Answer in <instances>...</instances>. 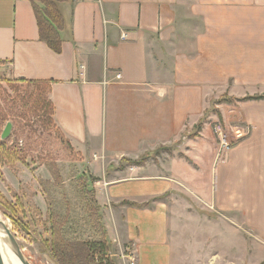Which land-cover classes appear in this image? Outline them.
I'll return each instance as SVG.
<instances>
[{
	"label": "crops",
	"instance_id": "obj_1",
	"mask_svg": "<svg viewBox=\"0 0 264 264\" xmlns=\"http://www.w3.org/2000/svg\"><path fill=\"white\" fill-rule=\"evenodd\" d=\"M57 5L61 52L41 39L31 0H0V75L52 81L55 124L98 178L108 238L130 242L135 264H179L170 207L183 199L241 217L254 247L264 245V99L220 104L225 150L204 122L223 95L264 94V0ZM165 147L175 155L110 168Z\"/></svg>",
	"mask_w": 264,
	"mask_h": 264
},
{
	"label": "rangeland",
	"instance_id": "obj_2",
	"mask_svg": "<svg viewBox=\"0 0 264 264\" xmlns=\"http://www.w3.org/2000/svg\"><path fill=\"white\" fill-rule=\"evenodd\" d=\"M12 85L22 88V83L0 75V106L7 115V122L13 124L11 134L6 139L13 149L5 154L0 152V215L32 264H59L52 255L51 244L55 214L65 216L69 207V236L82 241L98 239L88 223L76 182L82 174L91 173L85 157L75 150L55 123L26 114L25 103L17 97ZM237 100L228 95L216 99L204 122L209 123L214 131L216 123L222 120L220 104H233ZM213 114L217 117H212ZM7 122L0 126V139ZM203 123L200 128L196 127V134ZM215 137L217 139L216 134ZM163 152L172 156L176 149L165 147L147 160L146 154L139 159L124 157L110 168H125L133 165L131 161L157 160ZM93 185L94 182L90 187ZM171 202L170 209H176V214L171 216L177 221L176 230L171 228L172 235L176 243L182 245L179 264H264V245L254 247V233L246 230L242 223L237 225L241 217L234 214L222 216L215 211H209L210 214L206 215V209H201L194 202L186 207L183 199ZM227 218L229 224L231 221L234 223L233 231H228L222 224ZM103 222L106 228L104 216ZM107 239V254L115 264H129L126 259L132 248L130 242L120 244L116 234L108 238V230ZM222 241L230 246H223ZM224 258L230 259L229 263L226 259L222 262Z\"/></svg>",
	"mask_w": 264,
	"mask_h": 264
},
{
	"label": "trees",
	"instance_id": "obj_3",
	"mask_svg": "<svg viewBox=\"0 0 264 264\" xmlns=\"http://www.w3.org/2000/svg\"><path fill=\"white\" fill-rule=\"evenodd\" d=\"M34 5L36 18L39 25L40 37L46 41L50 48L61 52L63 40L60 30L64 27V18L60 12L57 2L60 0H31ZM41 5L39 6V3ZM22 83V88L12 85L17 97L23 99L27 115H36L42 120L50 123L54 121V104L49 94L52 81L47 80H16ZM264 99L263 95L247 96L238 101ZM7 122V115L0 106V126ZM200 125L198 127L200 128ZM194 134L193 136H196ZM13 147L6 140L0 139V152L7 153ZM163 149V148H162ZM147 153V160L152 154H159L162 150ZM133 165H143L145 160L131 161ZM97 177L89 174H82L77 179V191L84 205L85 214L92 230L98 235L94 241H82L69 236L68 226L70 223V211L65 216H53L52 220V255L59 264H115L107 254L109 250L107 230L102 216V207L96 198V191L90 185L97 181ZM59 181V180H58ZM129 203V202H127ZM133 206H144L145 204L129 203ZM56 216V217H55Z\"/></svg>",
	"mask_w": 264,
	"mask_h": 264
},
{
	"label": "water",
	"instance_id": "obj_4",
	"mask_svg": "<svg viewBox=\"0 0 264 264\" xmlns=\"http://www.w3.org/2000/svg\"><path fill=\"white\" fill-rule=\"evenodd\" d=\"M13 124L12 122H7L2 134H1V139L6 140L12 131ZM0 230L3 231L6 234V239L8 241V244L10 245L12 251L15 253L17 258L22 262V264H32L28 258L25 256L24 252L22 251V248L16 238V236L13 234V232L10 230L8 225L6 224L5 220L1 217L0 215ZM0 264H5L1 247H0Z\"/></svg>",
	"mask_w": 264,
	"mask_h": 264
},
{
	"label": "built area",
	"instance_id": "obj_5",
	"mask_svg": "<svg viewBox=\"0 0 264 264\" xmlns=\"http://www.w3.org/2000/svg\"><path fill=\"white\" fill-rule=\"evenodd\" d=\"M126 35H123L125 37ZM117 78H121V74L116 75ZM214 132L217 136L218 142L220 144V150H225L229 147V140L227 136V130L225 124L218 121L214 127ZM127 258L130 260L131 264H135V257L134 255H127Z\"/></svg>",
	"mask_w": 264,
	"mask_h": 264
},
{
	"label": "bare ground",
	"instance_id": "obj_6",
	"mask_svg": "<svg viewBox=\"0 0 264 264\" xmlns=\"http://www.w3.org/2000/svg\"><path fill=\"white\" fill-rule=\"evenodd\" d=\"M6 234L0 230V247L5 264H22V262L17 258L15 253L12 251L8 241L6 239Z\"/></svg>",
	"mask_w": 264,
	"mask_h": 264
}]
</instances>
